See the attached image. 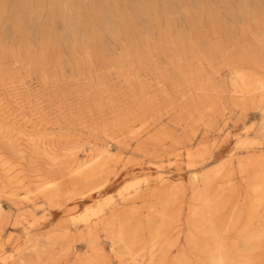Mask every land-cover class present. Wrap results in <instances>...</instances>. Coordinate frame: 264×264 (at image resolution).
Returning a JSON list of instances; mask_svg holds the SVG:
<instances>
[{
    "label": "rangeland",
    "instance_id": "374dc122",
    "mask_svg": "<svg viewBox=\"0 0 264 264\" xmlns=\"http://www.w3.org/2000/svg\"><path fill=\"white\" fill-rule=\"evenodd\" d=\"M263 80L264 0H0V264H81L88 233L101 264H264ZM117 209L134 251L99 224Z\"/></svg>",
    "mask_w": 264,
    "mask_h": 264
},
{
    "label": "bare ground",
    "instance_id": "6f19581e",
    "mask_svg": "<svg viewBox=\"0 0 264 264\" xmlns=\"http://www.w3.org/2000/svg\"><path fill=\"white\" fill-rule=\"evenodd\" d=\"M230 60V59H229ZM230 64V63H229ZM229 64H227V65H229ZM226 65V66H227ZM258 66V65H257ZM261 66V65H260ZM211 68V67H210ZM231 68V67H230ZM260 68V67H259ZM226 69V68H225ZM242 73V72H241ZM218 74V73H217ZM216 74V75H217ZM235 76V75H234ZM205 77V76H204ZM254 77V76H253ZM250 78V77H249ZM205 80V79H204ZM255 80H256V78H255ZM257 81V80H256ZM258 81H260V80H258ZM264 81V80H263ZM255 82V81H254ZM264 83V82H263ZM254 84H257V85H259V86H261V84L260 83H254ZM200 86V85H199ZM236 87V86H235ZM242 87H244L245 89H248L250 86L245 82V81H242V86H241V88ZM262 87V86H261ZM200 88V87H199ZM201 88H205L204 86L203 87H201ZM239 88H240V86H239ZM253 88H254V86H253ZM253 88L251 89V91H253ZM256 88V87H255ZM260 88V87H259ZM263 88V87H262ZM261 88V89H262ZM195 90V89H194ZM194 90H193V92H194ZM202 90V89H201ZM238 91H240L239 89H237ZM244 90V89H243ZM242 90V92H244ZM256 91H257V89H255ZM260 90V89H259ZM258 90V91H259ZM188 92H189V90H187ZM196 91V90H195ZM210 91H211V89H210ZM261 91V90H260ZM246 92H248V91H246ZM249 92H250V90H249ZM255 92V91H254ZM190 94H191V92H189ZM199 93V92H198ZM225 93V92H224ZM192 96V95H191ZM195 96H197V95H195ZM197 98H199V100H200V97H198L197 96ZM185 102V101H184ZM200 102H201V100H200ZM205 102V101H204ZM236 106V105H235ZM219 110V109H218ZM212 111V110H211ZM214 112V111H213ZM229 116V115H228ZM227 116V117H228ZM209 119V118H208ZM220 119V118H219ZM222 126V125H221ZM135 135V134H134ZM163 139L160 137V135L159 134H154L152 137H150V139H149V141H152L154 144H156V145H160V143H161V141H162ZM173 142V141H172ZM178 142V141H177ZM176 142V143H177ZM137 143V142H136ZM179 143V142H178ZM182 143V142H181ZM190 142H188L187 141V143L185 144V147H186V157H187V159L189 160V161H192L194 158H196V157H194L195 156V154L193 153L194 152V150L192 151V149L191 148H189V146H188V144H189ZM176 145V144H175ZM179 145V144H178ZM255 145H257V143H255V141H253V140H250V141H243V142H240L239 143V147L240 148H244V149H247V148H249V147H257L258 145H259V143H258V145L257 146H255ZM201 145H199V147H200ZM203 146V145H202ZM144 149V143H141L140 145H139V147H138V150L139 151H142ZM147 149V148H146ZM47 150V149H46ZM148 150V149H147ZM175 150V149H174ZM242 150V149H241ZM104 152V151H103ZM77 153V152H76ZM105 156L107 157V156H109L108 155V152H106V154H105ZM95 158V157H94ZM98 159L95 161V160H93V162H94V164H96V165H98V169H102L103 168V166H104V164L102 163V159H103V157H97ZM258 158V157H257ZM257 158L256 157H249V158H247L246 160H245V163H244V165H243V169H241L242 171H245L247 168H251L252 169V167H255V168H258V166H259V164H257L258 162H255V161H257ZM263 161V160H262ZM77 163V162H76ZM94 164H88V165H81V166H78L75 170H73V171H71L70 173H69V176L71 177V176H78V177H82V179L84 178V181L86 180L85 178L86 177H88L89 176V174L91 175V172H92V169H91V167H92V165H94ZM239 164V163H238ZM256 164L258 165L257 167H256ZM261 165V164H260ZM255 168H253V169H255ZM21 169V168H20ZM252 169V170H253ZM14 170V169H13ZM250 170V169H249ZM264 172V171H263ZM263 174V173H262ZM91 177H92V175H91ZM215 177V176H214ZM9 178V177H8ZM69 178V177H68ZM90 178V177H89ZM255 178V177H254ZM156 180V179H155ZM253 183L254 184H251L252 186H251V189H249L250 190V192L251 193H253L254 194V196L255 197H257L258 198V200H257V204H262L263 202H264V176L262 175V176H259V177H256L255 179H254V181H253ZM138 186H139V182H135L133 185H130V186H128V187H126L125 189H124V191H129V190H134V189H137L138 188ZM59 187H60V182H58V180H52V181H48V182H44L43 184H41L39 187H38V191L44 196V198L49 202V203H51L54 199V197H55V195L57 194V192L59 191ZM104 186L103 185H100V186H98V187H95V188H92V189H90V190H88L85 194H84V197H89L91 194H93L94 192H96V191H99V190H101L102 188H103ZM221 190V189H220ZM218 194V193H217ZM127 195V194H126ZM59 196V195H58ZM151 196H152V194H151ZM32 198V197H31ZM136 198H143L142 196H140V194L138 193V192H136ZM211 198V197H210ZM256 198V199H257ZM33 199V198H32ZM212 199V198H211ZM86 200V199H85ZM135 200V199H134ZM180 200V199H179ZM14 201V200H13ZM44 201V200H43ZM196 201V200H195ZM214 201V200H213ZM200 203V202H199ZM167 204H169V202H167ZM166 203H165V206H163L164 207V211H163V208L160 210V213L159 214H161V211H163L164 213L161 215L163 218H161V217H158V218H161L162 220H160V223L158 224V225H156L155 227L153 226V228L151 227V228H149V239H150V241L147 239L146 241L147 242H150V243H152V246L157 242V241H159L160 242V238H161V236H162V233L170 226H166L165 224H169V222H165L163 219H165L164 217H171L168 213H166L165 212V208H167L168 207V205H167ZM176 204V203H175ZM178 204L180 205L181 204V202H178ZM111 206V201L110 200H107V201H105V202H103V203H101L100 205H98L95 209H93V210H91V211H89V210H87L84 214H82L81 216H80V218H79V221L80 222H83V223H87L90 219H101V217L104 215V212H105V210L107 209L108 210V208ZM177 206V205H176ZM201 208V207H200ZM170 209V208H169ZM202 210V209H201ZM166 211H167V209H166ZM258 211V210H257ZM127 211H125L124 209H117V210H114L113 212H111V214L109 215V216H107V217H105V218H103L102 220H101V222L99 223L100 224V226H101V228H103L105 231H106V233L108 234V236H109V238L108 239H110L111 240V242H112V245H116L117 243H119V244H121V248H122V246L124 247V248H126V249H128V251H130L131 249H132V251H134L133 249L138 245V244H140V236H139V234H141L140 232H142V231H140L139 232V230L137 231V229H132L130 226H129V228L128 229H126L125 228V224H124V222L125 221H123V220H121V218L125 215V213H126ZM131 212V211H130ZM129 212V213H130ZM167 212H169V211H167ZM172 212V214H173V211H171ZM128 213V212H127ZM132 213V212H131ZM170 213V212H169ZM203 213V212H202ZM209 213V212H208ZM174 214H176V213H174ZM130 214H127V216H129ZM132 215H133V218H135L134 217V214L132 213ZM132 215L131 216H129V217H132ZM177 215V214H176ZM196 215V214H195ZM150 216V215H149ZM174 216V215H173ZM151 217V216H150ZM177 217V216H176ZM126 218V217H125ZM132 218V219H133ZM175 218V217H174ZM170 219V218H169ZM172 219V218H171ZM201 219H202V217H201ZM127 220H128V217H127ZM166 220V219H165ZM174 220V219H173ZM177 220H178V218H177ZM198 221H199V219H197ZM172 221V220H171ZM128 222V221H127ZM174 222V221H173ZM150 223V222H149ZM175 223H176V221H175ZM174 223V224H175ZM210 223H212L211 221H210ZM209 223V224H210ZM151 224V223H150ZM171 225H172V223H170ZM83 225V224H82ZM127 226H128V224H126ZM198 225V224H197ZM126 226V227H127ZM149 226V225H148ZM134 227V226H133ZM138 227V226H137ZM171 227V226H170ZM174 227V226H173ZM192 227L194 228V230H197L198 228L196 227V226H194V225H192ZM135 228V227H134ZM193 230V231H194ZM102 231V230H101ZM139 232V233H138ZM165 233H167L166 231H165ZM194 233H195V231H194ZM199 233H201V232H199ZM99 234V233H98ZM165 235V234H164ZM140 237V238H139ZM61 238L62 239H64V240H66L67 238H68V236H67V234H62L61 235ZM148 238V237H147ZM162 239V238H161ZM141 241H144V240H142V238H141ZM188 241H190L191 242V238H189V236H188ZM142 243V242H141ZM145 243V242H144ZM111 245V246H112ZM140 245H142V244H140ZM146 245V244H145ZM99 246H98V244H97V242H96V239L94 238V236H93V234H91V233H88V236H87V248H88V254H86L83 258H82V260H80L81 261V264H101L100 262H99V260H98V258H100L99 257V252H100V250H99V248H98ZM118 247H119V245H118ZM134 247V248H133ZM142 247V246H141ZM138 248V247H137ZM122 250H124V249H122ZM125 251V250H124ZM132 251H131V253H132ZM101 253V252H100ZM128 253V252H127ZM130 253V252H129ZM127 254L128 256L130 255H132V254ZM123 254H124V252H123ZM124 255H126V254H124ZM134 255V254H133ZM129 256V257H130ZM153 257V256H152ZM78 261V260H77ZM140 261V260H139ZM138 262V261H137ZM142 264V263H141Z\"/></svg>",
    "mask_w": 264,
    "mask_h": 264
}]
</instances>
